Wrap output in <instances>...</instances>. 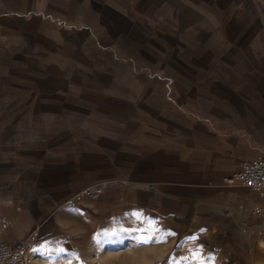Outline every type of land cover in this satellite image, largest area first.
I'll return each mask as SVG.
<instances>
[{
    "label": "rangeland",
    "instance_id": "1",
    "mask_svg": "<svg viewBox=\"0 0 264 264\" xmlns=\"http://www.w3.org/2000/svg\"><path fill=\"white\" fill-rule=\"evenodd\" d=\"M234 1L191 0L194 6L219 3L220 9L214 8L219 14L234 9L237 22L228 27L241 24L232 35L253 36L260 24L252 19L264 20V8L236 9ZM169 3L0 0V242L38 231L43 248L31 264H254L252 249L238 233L223 232L215 220L197 213L200 193L191 217L166 216L159 226L145 219L137 226V218L126 222L120 215L80 217L62 206L86 181L103 174L108 155L94 143L91 131L124 129L137 107L136 89L130 87L152 80L148 75L135 78L125 56L99 43L120 45L122 37L142 35L147 30L142 24L154 28L151 38L142 35L146 41L170 30L179 36L175 29L185 10L178 9L180 15L173 19ZM199 9L186 12L199 19ZM148 14L152 22H147ZM143 48L136 64L159 63L157 51ZM166 48V53L172 51ZM107 194L112 211H120L121 189ZM136 194L135 189L128 192L129 201L134 197L131 205ZM93 209L96 215L104 212ZM43 225L51 232L40 234Z\"/></svg>",
    "mask_w": 264,
    "mask_h": 264
},
{
    "label": "crops",
    "instance_id": "2",
    "mask_svg": "<svg viewBox=\"0 0 264 264\" xmlns=\"http://www.w3.org/2000/svg\"><path fill=\"white\" fill-rule=\"evenodd\" d=\"M170 2L173 19L180 15L178 9L185 10L175 29L179 36L170 30L146 41L143 36L151 38L154 28L142 24L147 29L143 36L122 37L115 46L99 43L115 55L122 54V59L125 56L126 63L134 67L135 78L148 75L152 80H139L130 87L137 93L136 116L127 118L124 129L91 131L97 138L94 143L104 146L100 151H106L108 157L103 174L86 181L89 184L81 189L98 186L101 192L62 206L77 210L80 217L120 215L126 222L137 218V226L144 219L159 226L166 216L191 217L200 193L197 213L215 220L223 232L238 233L252 249L254 264H264V219L254 212L264 203V192L240 183L233 187L223 183L225 176L241 169L244 160L264 158V20L257 22L254 16L252 23L260 28L253 36L244 32L233 36L240 32L237 27L241 24L228 27L237 22L234 9L219 14L214 9H220L216 2L196 6L191 0ZM235 2L236 9L264 8V0ZM246 2L251 5L244 6ZM187 8H200L199 19L186 12ZM151 16L148 14L147 22H152ZM92 30L89 27L90 33ZM92 37L100 42L99 37ZM149 45L159 53V63L139 66L135 56L140 57L143 47ZM165 47L172 51L166 53ZM115 187L122 192L120 211H112L107 194ZM134 189L137 202L131 205L134 197L129 201L128 192ZM84 205L89 208L83 210ZM93 208L104 212L93 214ZM44 225L40 234L51 232Z\"/></svg>",
    "mask_w": 264,
    "mask_h": 264
},
{
    "label": "built area",
    "instance_id": "3",
    "mask_svg": "<svg viewBox=\"0 0 264 264\" xmlns=\"http://www.w3.org/2000/svg\"><path fill=\"white\" fill-rule=\"evenodd\" d=\"M225 186L233 187L239 183L257 192H264V158L244 160L241 169L223 179ZM100 193L97 186L85 187L63 202V205H75ZM254 212L264 219V203L254 208ZM264 236V233H263ZM43 248V241L37 231L13 242H0V264H31Z\"/></svg>",
    "mask_w": 264,
    "mask_h": 264
},
{
    "label": "snow or ice",
    "instance_id": "4",
    "mask_svg": "<svg viewBox=\"0 0 264 264\" xmlns=\"http://www.w3.org/2000/svg\"><path fill=\"white\" fill-rule=\"evenodd\" d=\"M143 239V238H142Z\"/></svg>",
    "mask_w": 264,
    "mask_h": 264
}]
</instances>
